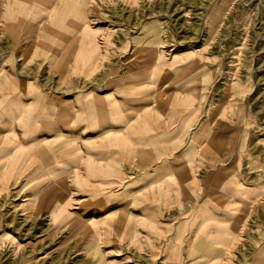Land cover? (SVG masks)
Listing matches in <instances>:
<instances>
[{"label":"rangeland","instance_id":"obj_1","mask_svg":"<svg viewBox=\"0 0 264 264\" xmlns=\"http://www.w3.org/2000/svg\"><path fill=\"white\" fill-rule=\"evenodd\" d=\"M0 264H264V0H0Z\"/></svg>","mask_w":264,"mask_h":264}]
</instances>
